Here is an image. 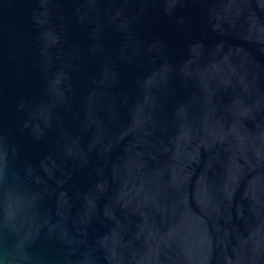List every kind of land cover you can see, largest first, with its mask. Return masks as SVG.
Returning a JSON list of instances; mask_svg holds the SVG:
<instances>
[{
	"label": "water",
	"instance_id": "water-1",
	"mask_svg": "<svg viewBox=\"0 0 264 264\" xmlns=\"http://www.w3.org/2000/svg\"><path fill=\"white\" fill-rule=\"evenodd\" d=\"M0 264H264V0H0Z\"/></svg>",
	"mask_w": 264,
	"mask_h": 264
}]
</instances>
